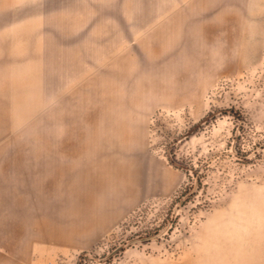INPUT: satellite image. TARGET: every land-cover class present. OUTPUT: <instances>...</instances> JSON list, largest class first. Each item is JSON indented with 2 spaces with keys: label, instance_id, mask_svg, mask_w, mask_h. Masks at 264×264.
I'll list each match as a JSON object with an SVG mask.
<instances>
[{
  "label": "rangeland",
  "instance_id": "1",
  "mask_svg": "<svg viewBox=\"0 0 264 264\" xmlns=\"http://www.w3.org/2000/svg\"><path fill=\"white\" fill-rule=\"evenodd\" d=\"M264 264V0H0V264Z\"/></svg>",
  "mask_w": 264,
  "mask_h": 264
},
{
  "label": "trees",
  "instance_id": "2",
  "mask_svg": "<svg viewBox=\"0 0 264 264\" xmlns=\"http://www.w3.org/2000/svg\"><path fill=\"white\" fill-rule=\"evenodd\" d=\"M79 264H89V263H88V262L85 263V262L83 261V262H81V263H79Z\"/></svg>",
  "mask_w": 264,
  "mask_h": 264
}]
</instances>
